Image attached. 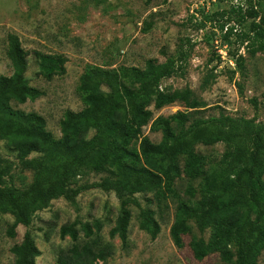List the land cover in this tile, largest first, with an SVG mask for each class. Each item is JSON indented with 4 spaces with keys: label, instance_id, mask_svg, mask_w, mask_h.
Segmentation results:
<instances>
[{
    "label": "rangeland",
    "instance_id": "rangeland-1",
    "mask_svg": "<svg viewBox=\"0 0 264 264\" xmlns=\"http://www.w3.org/2000/svg\"><path fill=\"white\" fill-rule=\"evenodd\" d=\"M245 5L244 0H0V75L12 73L6 51L14 36L26 53L28 84L41 92L34 101L20 104L10 100L9 104L14 110L42 117L44 130L59 140L64 113L84 110L85 95L97 88L80 89L79 78L86 70L93 66L143 68L147 59L163 62L172 57L181 69L161 79L159 89L177 90L182 96L160 108L149 105L147 123L133 124L125 145L130 162L145 166L142 145L155 146L162 140V129L152 125L157 119L166 121L160 126L178 133L195 119L208 121L223 115L231 119L232 131L251 133L256 124L264 122V43L251 30L253 19L245 17ZM36 53L63 58L64 70L45 77L38 70ZM180 53L185 54L181 61ZM186 95L198 101V107H187L182 98ZM178 113L186 115L182 127L173 119ZM95 133L90 130L80 144L87 149L91 141V153L101 148ZM231 151L224 141L197 143L191 150L197 159V174L185 171L190 156L181 154L176 159L179 175L169 184L133 194L127 205L130 221L125 244L109 234L121 208L117 194L103 186L113 179L111 169L84 167L70 180L71 187L78 190L75 198L49 200L32 214L29 224L16 223L11 212L0 211V264H15L10 249L26 236L40 252L35 264H57L59 255L75 245H87L95 252L107 249L105 264H230L218 251L201 260L194 258L189 243L193 236L207 240L208 226L201 231L194 219L189 220L181 246L172 242L169 228L177 205L188 199V187L192 185L193 198L199 199L204 175ZM42 155L32 151L22 158L0 137V185L28 187L36 170L27 162ZM141 210L150 211L159 223L155 238L139 228ZM63 225H72L78 231L77 239L60 237ZM83 225L93 227L88 238L81 231ZM231 249L234 252L233 246ZM257 264H264V250Z\"/></svg>",
    "mask_w": 264,
    "mask_h": 264
},
{
    "label": "trees",
    "instance_id": "trees-1",
    "mask_svg": "<svg viewBox=\"0 0 264 264\" xmlns=\"http://www.w3.org/2000/svg\"><path fill=\"white\" fill-rule=\"evenodd\" d=\"M244 1V15L253 19L250 28L264 43V0ZM180 54L181 61L185 54ZM35 55L39 60L38 70L45 77L64 70L63 58ZM6 56L12 73L0 75V137L7 139L22 158L32 151L43 155L27 162L36 170L28 187L17 189L0 185V211L11 212L16 223L27 225L32 214L49 200L60 196L68 200L75 198L78 190L71 187L70 180L82 168L111 169L113 179L105 181L103 186L117 194L121 208L109 234L125 244L130 221L127 208L130 197L157 189L163 183L169 184L179 175L176 159L181 154L190 156L185 171L189 175L197 174L198 164L196 156L191 153L192 147L197 143L224 141L232 151L204 175L199 199L193 198L195 191L192 185L188 187V199L177 205L169 235L176 246H181V237L189 227L188 222L194 219L201 231L206 226L210 228L207 240L193 236L189 243L196 260L218 251L222 260L230 264H257V257L264 250V122L256 124L251 133L245 134L232 131L229 128L231 119L220 115L208 121L195 119L188 128L174 133L166 125L160 126L161 123L166 124L165 120L157 119L152 125L155 129H162V140L155 146L144 142L141 152L147 158L145 166L139 167L134 161H129L130 154L125 148L133 124L141 126L147 123L151 116L147 109L149 105L160 108L182 96L177 90L159 89L161 79L176 75L181 69L172 57L163 62L147 59L143 68L122 66L110 70L93 66L86 70L79 78V87L86 91L96 86L95 93L85 95L84 110L64 113L61 121L63 135L61 139L54 140L44 130L42 117L14 110L9 104L10 100L20 104L34 101L41 95L38 89L28 84L26 53L14 36L10 38ZM186 93L190 94L189 91ZM182 98L189 108L199 105L188 95ZM185 117L184 113H178L173 119L182 127ZM90 130H95L94 137L101 144L95 153H91V141L87 149L80 145ZM137 218L139 228L155 238L160 226L152 213L141 210ZM94 226L99 228L98 223ZM81 231L88 238L93 234V227L83 225ZM8 234L14 235L11 230ZM59 234L62 238L69 236L71 240L78 237V231L72 225H63ZM10 251L15 264H35V258L40 254L28 236ZM107 255L105 248L95 252L87 245H75L59 255L57 264H105Z\"/></svg>",
    "mask_w": 264,
    "mask_h": 264
}]
</instances>
